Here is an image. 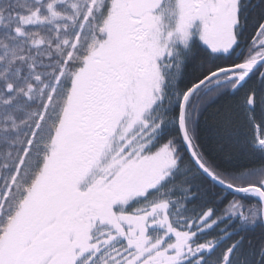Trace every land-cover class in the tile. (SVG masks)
Here are the masks:
<instances>
[{"label": "snow or ice", "instance_id": "obj_1", "mask_svg": "<svg viewBox=\"0 0 264 264\" xmlns=\"http://www.w3.org/2000/svg\"><path fill=\"white\" fill-rule=\"evenodd\" d=\"M0 264H264V0H0Z\"/></svg>", "mask_w": 264, "mask_h": 264}, {"label": "trees", "instance_id": "obj_2", "mask_svg": "<svg viewBox=\"0 0 264 264\" xmlns=\"http://www.w3.org/2000/svg\"><path fill=\"white\" fill-rule=\"evenodd\" d=\"M205 136H206V138L208 137V131L207 130L205 131Z\"/></svg>", "mask_w": 264, "mask_h": 264}]
</instances>
